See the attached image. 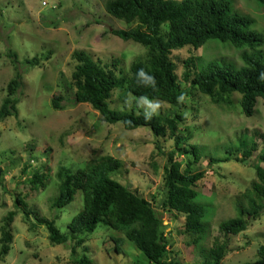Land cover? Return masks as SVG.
Instances as JSON below:
<instances>
[{"label":"rangeland","instance_id":"rangeland-1","mask_svg":"<svg viewBox=\"0 0 264 264\" xmlns=\"http://www.w3.org/2000/svg\"><path fill=\"white\" fill-rule=\"evenodd\" d=\"M228 1L236 13L253 20L250 30L264 39V4L258 0ZM104 4V0H0V104L6 97L7 83L16 74L15 68L22 76V87L15 95L18 115L0 122V167L6 171L3 186L0 185V225L9 211H16L11 225L10 250L0 264H72L83 255L92 264H152L122 233L102 225L83 236V245L72 252L67 225L82 209L80 191L64 208H51L58 194L55 176L58 168L75 172L103 156L122 162V167L110 178L152 203L172 246L171 260L178 264H196L207 256L194 251L188 238L179 234L184 218L161 209L165 160L154 147L158 138L146 127L125 130L121 123H104L90 105L75 102L74 90L69 86L75 64L71 56L74 51H85L103 65L111 66L116 62V75L123 78L128 77L131 63L144 60L147 53L144 46L111 33L114 29L126 30L135 25H127L108 15ZM167 26L162 25L163 31ZM185 50L172 52L179 81L184 71L183 60L188 56ZM47 52H50L49 59L40 65L25 64L26 60ZM243 52L264 63V43L253 48H237L209 40L192 54V73L211 62L240 68L244 66ZM11 55L16 57L15 63ZM180 89L183 91L180 108L159 100L135 97L125 89L113 92L109 106L122 111L137 105L155 114L180 112L184 115L180 129L191 135L188 144L195 145L200 155L196 166L205 171V177L196 186V202L204 208V234L208 233L201 249L207 250L216 239L227 245L223 264L252 263L257 260V248L264 244V210L247 230L235 236L220 235L218 224L237 216L238 207L246 206V202L237 197L242 194L252 197L250 188L256 180L255 165L264 166V162L258 160L264 153V138L258 136L264 135L262 101L258 99L255 113L246 117L241 111L238 93L230 95L231 103L225 104L185 84H180ZM56 95L62 100L55 110L51 99ZM159 143L166 151L173 144L167 138L159 139ZM252 143L256 144L257 152L241 160L243 148ZM179 159L183 164L186 156ZM24 169L26 172L22 173ZM36 172H47L49 177L44 188L33 191L28 180ZM17 194L24 199L27 209L54 220L60 233L67 235V241L51 244L43 225L35 224L33 216L25 220L21 207L14 206ZM115 241L120 254L114 250Z\"/></svg>","mask_w":264,"mask_h":264},{"label":"trees","instance_id":"trees-1","mask_svg":"<svg viewBox=\"0 0 264 264\" xmlns=\"http://www.w3.org/2000/svg\"><path fill=\"white\" fill-rule=\"evenodd\" d=\"M104 1V9L108 15L124 21L127 25H135L126 30L114 29L111 33L124 41L130 40L144 46L147 53L144 60L131 63L128 77L123 78L116 75V62L113 61L111 66L103 65L94 61L85 51H74L71 56L75 64L69 86L74 90L75 102L90 105L104 123H121L125 130L146 127L158 138L154 147L165 160L164 198L161 209L182 216L183 229L179 234L188 238L194 251L207 254L203 262L196 264H223L227 254L225 242L215 239L207 250L201 249L208 233L204 234V208L196 202V186L205 177V171L196 166L200 155L195 145L188 144L191 135L188 132L183 133L180 129L185 121L184 115L180 112L155 114L144 111L137 105L130 110H126V107L122 111L113 110L109 104L114 91L125 89L135 97L159 100L173 108H180L183 97L180 84H185L196 88L199 93L217 103L230 104V95L238 93L241 96L243 115L251 117L255 113L258 99H261L264 106V63L243 52L241 57L244 66L240 68L211 62L192 73V54L209 40L228 43L237 48H253L263 44L264 39L256 31L250 30L253 20L236 13L228 0ZM258 2L264 4V0ZM164 24L168 26L163 31ZM181 48H186L188 56L183 60L184 71L179 81L172 52ZM49 55L50 52L40 57L34 56L26 60L25 64L29 67L38 66L42 61H47ZM11 57L15 63L16 57ZM141 70L152 77L154 83H146L139 75ZM15 73L6 85V97L0 104V122L7 117L18 115V101L15 95L22 87V76L16 68ZM61 100L59 95L51 99L53 109H59ZM258 136L264 138V135ZM164 138L173 142L167 151L166 147L159 143V139ZM255 152L256 144L244 147L241 160L250 158ZM183 155L186 160L182 164L179 158ZM258 160L264 162V153L259 155ZM121 167L120 160L103 156L88 162L85 167L75 172H69L63 167L56 171L58 194L51 203V208L62 209L74 200L78 191L82 194V209L67 225L73 243L72 252H75V247L83 245V236L93 233L97 225H102L122 233L150 263L178 264L170 258L173 253L172 246L152 203L136 191L110 178V175ZM255 170L256 180L251 183L250 188L252 197L245 194L237 197V200L246 202V206L238 207L237 216L224 219L218 224L220 235L235 236L244 232L263 212L264 166L256 164ZM25 172V169L22 170V173ZM5 174L6 171L0 167L2 186ZM48 177L47 172L33 173L28 180L30 188L33 191L44 188ZM14 204L16 208L21 207L25 220L33 216L35 224L46 228L51 244L60 245L67 241V235L60 233L54 220L38 216L37 211L27 209L20 194L15 196ZM15 216L16 211H9L0 225V261L9 253L13 240L11 225ZM115 243L114 250L120 254L121 249L117 241ZM83 250L86 251L85 248ZM256 256V261L246 264H264V244L257 248ZM72 264H92V261L83 255Z\"/></svg>","mask_w":264,"mask_h":264},{"label":"clouds","instance_id":"clouds-1","mask_svg":"<svg viewBox=\"0 0 264 264\" xmlns=\"http://www.w3.org/2000/svg\"><path fill=\"white\" fill-rule=\"evenodd\" d=\"M139 75H140V77H142L143 78V80L147 83V82H151V83H154V80H153V78L152 77H149V76H147L144 72H143V70H141L140 71V73H139ZM150 107H151V105H149Z\"/></svg>","mask_w":264,"mask_h":264}]
</instances>
